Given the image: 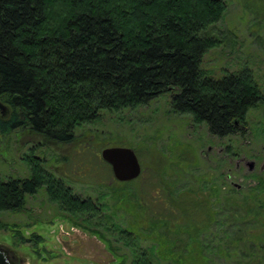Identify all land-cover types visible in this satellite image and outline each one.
I'll list each match as a JSON object with an SVG mask.
<instances>
[{"label":"rangeland","instance_id":"374dc122","mask_svg":"<svg viewBox=\"0 0 264 264\" xmlns=\"http://www.w3.org/2000/svg\"><path fill=\"white\" fill-rule=\"evenodd\" d=\"M226 2L224 17L211 30L222 42L204 55L202 67L215 76L249 67L264 92V0ZM100 116L79 127L67 143L28 131L0 134V174L29 175L24 157L36 153L78 195L103 200L104 212L130 227L144 247L155 244L156 264H264V189L258 184L264 180V104L248 113V133L224 138L211 135L205 124H193L190 115L171 113L167 96ZM112 146L136 149L143 171L136 182L116 185L114 193L109 182L114 173L101 157L102 149ZM251 160L256 168L249 166ZM228 174L234 187L226 181ZM170 191L189 220L177 207L169 208ZM26 198L24 210L1 215L2 222L16 226L0 229V247L18 255L20 264L131 259L117 234L104 229L103 237L94 225L75 220L44 189ZM17 230L43 240L20 244Z\"/></svg>","mask_w":264,"mask_h":264},{"label":"trees","instance_id":"16d2710c","mask_svg":"<svg viewBox=\"0 0 264 264\" xmlns=\"http://www.w3.org/2000/svg\"><path fill=\"white\" fill-rule=\"evenodd\" d=\"M226 11V0H0V134L28 131L67 143L103 112L166 96L171 113L190 115L211 135L248 133V113L264 104L252 70L215 76L202 67L204 55L222 42L211 30ZM24 158L29 175L0 174V229L16 226L2 222L4 211L24 210L26 197L44 189L75 220L117 234L131 251L122 264L159 261L157 246L144 247L130 227L104 212L103 200L78 195L36 153ZM141 176L120 182L112 175L111 190ZM258 184L264 189L263 178ZM168 199L169 208L189 220L173 191ZM16 234L20 244L43 240L36 233L33 239Z\"/></svg>","mask_w":264,"mask_h":264},{"label":"water","instance_id":"95a60500","mask_svg":"<svg viewBox=\"0 0 264 264\" xmlns=\"http://www.w3.org/2000/svg\"><path fill=\"white\" fill-rule=\"evenodd\" d=\"M0 110L5 112L1 101ZM101 157L110 165L114 178L120 182L135 180L143 173L141 159H139L136 149L131 147H105L101 151ZM249 163L253 169L255 162L251 160ZM0 264H13L9 260L7 250L2 247H0Z\"/></svg>","mask_w":264,"mask_h":264},{"label":"flooded vegetation","instance_id":"af4514ba","mask_svg":"<svg viewBox=\"0 0 264 264\" xmlns=\"http://www.w3.org/2000/svg\"><path fill=\"white\" fill-rule=\"evenodd\" d=\"M243 127H245V126H243ZM257 163V162H256ZM249 164V166H250V163H248ZM257 164H254V168H256L257 166H256ZM261 169H263L262 167H261ZM227 179H226V181L228 182V183H231L232 182V176H231V174L229 175L228 174V176L226 177ZM230 186L231 187H234L233 186V184L231 183L230 184ZM238 186H240V185H238ZM8 252V251H7ZM8 255H9V260L11 261V262H13V264H20V258H19V256L18 255H13V254H10L9 252H8Z\"/></svg>","mask_w":264,"mask_h":264}]
</instances>
